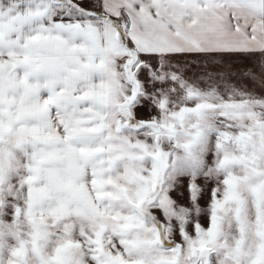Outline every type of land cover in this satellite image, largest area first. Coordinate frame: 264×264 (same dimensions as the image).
I'll return each mask as SVG.
<instances>
[{
  "label": "snow or ice",
  "instance_id": "obj_1",
  "mask_svg": "<svg viewBox=\"0 0 264 264\" xmlns=\"http://www.w3.org/2000/svg\"><path fill=\"white\" fill-rule=\"evenodd\" d=\"M0 264H264V0H0Z\"/></svg>",
  "mask_w": 264,
  "mask_h": 264
}]
</instances>
